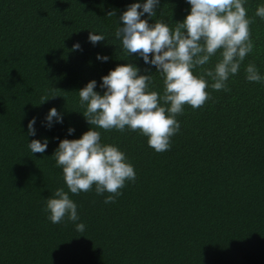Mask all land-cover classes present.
<instances>
[{"label": "trees", "instance_id": "1", "mask_svg": "<svg viewBox=\"0 0 264 264\" xmlns=\"http://www.w3.org/2000/svg\"><path fill=\"white\" fill-rule=\"evenodd\" d=\"M144 2L0 0V264H264V82L247 81L245 71L254 64L264 77V20L255 16L264 0H245L254 49L230 75L229 90H213L206 77L210 99L176 116L180 130L168 151L157 153L127 128L96 129L136 173L114 203H104L109 194L97 195L95 186L70 193L56 166L60 141L91 128L78 93L88 82L102 95L101 78L132 63L150 74L148 91L163 95L155 66L128 56L115 37L122 13ZM190 9L187 0H159L156 15L141 18L174 30ZM90 32L105 40L92 44ZM219 59L218 52L204 67ZM42 97L49 99L40 104ZM52 108L62 123L53 118L49 127ZM34 139L48 141L44 153H31ZM57 188L77 205L76 222L48 219L46 202Z\"/></svg>", "mask_w": 264, "mask_h": 264}, {"label": "clouds", "instance_id": "2", "mask_svg": "<svg viewBox=\"0 0 264 264\" xmlns=\"http://www.w3.org/2000/svg\"><path fill=\"white\" fill-rule=\"evenodd\" d=\"M187 3L191 6L190 13L176 23L174 30L165 23L149 24L141 18L145 14L155 16L159 0L133 3L119 17L122 26L117 28L115 37L128 56L142 57L145 64L155 66L163 78V95L148 91L150 74H139L140 69L132 63L118 65L101 78L100 87L105 89L102 95L94 90L95 80L78 91L81 105H86L82 114L91 128L79 139L61 140L53 154L70 193L89 192L95 186L97 195L109 194L104 203H114L125 182L136 179L126 155L114 145L102 144L101 133L96 129L124 132L127 128L147 137L148 146L157 153L165 152L180 130L176 116L183 114L185 105L199 109L210 99L206 77L213 81V90H229L226 82L230 75L238 73L241 63L254 49L250 31L254 19L248 18L245 0H187ZM107 16H115V12H108ZM255 16L264 20V5L257 7ZM88 39L95 45L105 37L90 32ZM73 48L79 49L80 45L77 43ZM218 52L220 59L214 68H205ZM97 59L109 58L98 55ZM198 67L202 69L200 76L193 73ZM245 71L247 81L264 82L254 64H248ZM48 99L42 97L40 104ZM53 118L62 123L56 108L50 109L46 116L49 127ZM35 122L33 118L28 123L29 135H35ZM74 131L68 129L69 134ZM47 146L46 139L43 143L34 139L28 144L32 154L44 153ZM44 211L49 213L48 219L53 224L61 223L65 217L71 222L79 220L77 205L63 188H57L47 199ZM76 230L83 232L85 225L76 224Z\"/></svg>", "mask_w": 264, "mask_h": 264}]
</instances>
